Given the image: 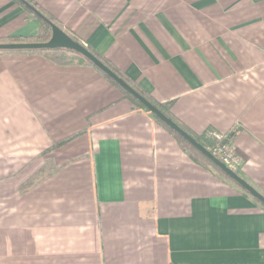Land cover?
Masks as SVG:
<instances>
[{"label":"crops","instance_id":"crops-1","mask_svg":"<svg viewBox=\"0 0 264 264\" xmlns=\"http://www.w3.org/2000/svg\"><path fill=\"white\" fill-rule=\"evenodd\" d=\"M33 1L192 133H229L264 196V0ZM40 27L0 0V39ZM0 264H264V208L94 67L0 51Z\"/></svg>","mask_w":264,"mask_h":264},{"label":"trees","instance_id":"trees-1","mask_svg":"<svg viewBox=\"0 0 264 264\" xmlns=\"http://www.w3.org/2000/svg\"><path fill=\"white\" fill-rule=\"evenodd\" d=\"M22 6L29 10L35 18L39 20L41 23L40 31L38 34L30 37H7L6 39H0V42H21V41H47L51 36V26L50 24L44 20L42 17L37 15L35 12L30 9L28 5L33 6L35 9H37L45 18H47L50 22L54 23L55 25L59 26L61 29L62 26L58 21H54L52 18H50L44 11L41 9H38L37 4L33 0H17ZM64 30V29H63ZM67 34L68 32L64 30ZM69 35V34H68ZM70 36V35H69ZM75 41H78L81 43L84 47H86L91 53H93L97 58H99L103 63H105L108 67H110L114 72H116L123 80H125L128 84H130L136 91H138L141 95H143L146 99H148L151 103H153L156 107H158L165 115L173 119L177 124H179L185 131H187L190 135L193 136V138L196 139L197 142H199L201 145H203L206 148V142H205V133L201 136H197L194 133H192L189 129L184 127L179 121H177L169 112V106L168 103L162 104L157 101H155L150 95L146 94L143 90L139 88L138 85H136L133 81L129 80L123 72H121L119 69H117L111 62H109L107 59H105L101 54L95 52L93 49L88 47L87 44H85L83 41L77 40L73 36H70ZM27 52H37L43 54L45 57L49 58L52 62H54L57 65L60 66H73V65H89L97 69L99 73H101L111 84H113L116 88H118L123 95L130 99L134 105L147 112L151 118L162 125L169 133H171L175 139L178 141L180 146L185 150L191 158L202 164L203 166H211L213 169L218 171L224 178L227 180L235 183L230 177H228L223 171H221L216 165H214L208 158H206L201 152H199L196 148H194L190 143H188L185 139H183L179 134H177L175 131H173L170 127H168L164 122H162L158 117H156L153 113H151L145 106H143L137 99H135L132 95H130L127 91H125L123 88H121L115 81H113L110 77H108L105 73H103L100 69H98L94 64H92L88 59H86L83 55L80 53L66 48H53V49H38V50H24ZM199 157V158H197ZM238 185L237 183H235ZM239 186V185H238ZM242 188V187H241ZM243 189V188H242ZM244 190V189H243ZM245 191V190H244ZM246 192V191H245ZM248 193V192H246ZM249 194V193H248ZM250 195V194H249ZM255 199V198H254ZM263 208L264 205L261 204L257 199H255Z\"/></svg>","mask_w":264,"mask_h":264},{"label":"water","instance_id":"water-1","mask_svg":"<svg viewBox=\"0 0 264 264\" xmlns=\"http://www.w3.org/2000/svg\"><path fill=\"white\" fill-rule=\"evenodd\" d=\"M33 12L46 20L51 26V36L47 41H21V42H0V51H24V50H38V49H53V48H66L74 50L86 59H88L92 64H94L98 69L115 81L121 88L127 91L135 99H137L143 106H145L151 113L158 117L162 122H164L173 131L179 134L183 139L190 143L194 148L201 152L206 158H208L214 165H216L221 171H223L228 177H230L235 183L242 187L246 192H248L252 197L257 199L261 204L264 205V196L258 192L254 187H252L247 181L240 177L236 172L229 169L224 163L213 156L203 145L196 141L192 135L185 131L179 124H177L173 119L165 115L158 107L136 91L130 84L123 80L116 72H114L110 67L103 63L99 58H97L93 53H91L86 47H84L78 41L71 38L63 29L54 23L50 22L45 18L37 9L33 6L28 5Z\"/></svg>","mask_w":264,"mask_h":264},{"label":"built area","instance_id":"built-area-1","mask_svg":"<svg viewBox=\"0 0 264 264\" xmlns=\"http://www.w3.org/2000/svg\"><path fill=\"white\" fill-rule=\"evenodd\" d=\"M204 136L207 145L206 149L229 169L237 172L241 161L230 146L231 138L229 133L207 130Z\"/></svg>","mask_w":264,"mask_h":264}]
</instances>
